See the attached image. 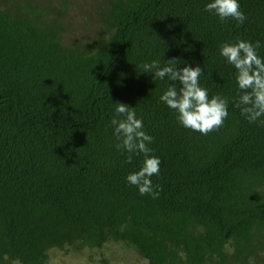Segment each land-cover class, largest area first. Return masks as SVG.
Listing matches in <instances>:
<instances>
[{"label":"trees","instance_id":"trees-1","mask_svg":"<svg viewBox=\"0 0 264 264\" xmlns=\"http://www.w3.org/2000/svg\"><path fill=\"white\" fill-rule=\"evenodd\" d=\"M84 2L94 23L77 39L72 0H0V264H112L124 253L264 264V116L249 123L234 106L236 70L220 55L225 42L260 41L264 58V0H238L243 24L206 12L213 0ZM170 59L199 65L209 98H228L218 131L183 127L160 100L174 82L141 65ZM117 102L154 138L158 198L126 180L144 156L128 164L115 147Z\"/></svg>","mask_w":264,"mask_h":264},{"label":"clouds","instance_id":"clouds-1","mask_svg":"<svg viewBox=\"0 0 264 264\" xmlns=\"http://www.w3.org/2000/svg\"><path fill=\"white\" fill-rule=\"evenodd\" d=\"M206 12L214 13L221 21L234 19L243 24L247 19L240 10L238 0H213L206 4ZM260 41L252 43L237 40L235 43L225 42L220 46V55L236 70V82L239 88L238 98L234 106L239 108L249 123L257 122L264 116V58H261L258 49ZM180 61L170 59L162 67L159 60L143 63L144 73H153V79L163 80L167 77L170 84L161 95L160 100L178 115L179 123L188 129L208 135L223 127L228 118L229 100L220 94L209 98L208 89L200 86V77L203 69L197 65L176 67ZM178 82L180 87H176ZM115 114L111 120L114 127L115 147L123 149L129 155L125 163H132L133 154H143V166L139 171L130 173L126 180L130 185L138 188L140 195H151L158 198L159 185H153L151 177L159 176L161 160L152 155L150 145L154 138L144 130L143 120L137 118L135 108L123 103H115ZM264 124V120L260 121ZM14 264H19L15 261Z\"/></svg>","mask_w":264,"mask_h":264},{"label":"rangeland","instance_id":"rangeland-1","mask_svg":"<svg viewBox=\"0 0 264 264\" xmlns=\"http://www.w3.org/2000/svg\"><path fill=\"white\" fill-rule=\"evenodd\" d=\"M67 24H70L72 27V33L76 35H72L77 39H83V30L85 27L89 26L92 21L94 23V19L91 17V11L89 10V6L85 4L84 0H72L71 6H69L67 14H66ZM128 254V253H127ZM126 254H115L114 256H110L112 258L111 263L116 264H143L142 261L137 260L131 256H125ZM51 264H86L82 259H74L69 260V258H63L61 255H56L55 259L51 262Z\"/></svg>","mask_w":264,"mask_h":264}]
</instances>
